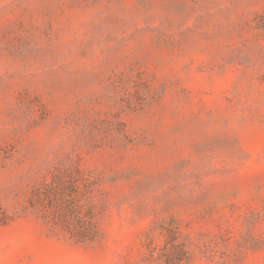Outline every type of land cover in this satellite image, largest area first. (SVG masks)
I'll return each instance as SVG.
<instances>
[{"label":"rangeland","instance_id":"rangeland-1","mask_svg":"<svg viewBox=\"0 0 264 264\" xmlns=\"http://www.w3.org/2000/svg\"><path fill=\"white\" fill-rule=\"evenodd\" d=\"M0 264H264V0H0Z\"/></svg>","mask_w":264,"mask_h":264}]
</instances>
